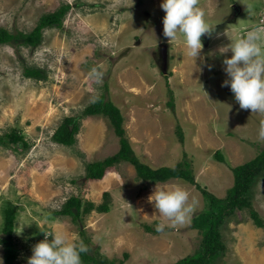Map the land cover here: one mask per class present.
Wrapping results in <instances>:
<instances>
[{
	"label": "rangeland",
	"instance_id": "1",
	"mask_svg": "<svg viewBox=\"0 0 264 264\" xmlns=\"http://www.w3.org/2000/svg\"><path fill=\"white\" fill-rule=\"evenodd\" d=\"M65 4L70 9L61 27L44 28L36 47L0 43V136L17 131L27 143L7 137L0 142V239L3 208L11 203L15 264H27L45 231L83 240L105 264H175L193 256L203 239L194 220L205 208L196 185L224 198L233 184L232 168L264 150L258 136L264 114L241 109L230 87L222 86L223 59L231 53L218 51L248 31H256L264 47V0H199L215 26L211 37H201L195 64L182 36L164 37L161 0H0V28L27 33L42 15ZM24 67L40 68L46 77H26ZM94 68L102 73L99 81L90 76ZM100 97L120 109L125 136L142 163L159 168L187 161L194 183H151L123 160L107 167L101 179L87 178V163L120 149L108 117L82 116ZM67 116H80L74 143L53 142ZM217 151L224 161L216 159ZM176 185L188 191L195 207L183 226L172 225L148 199L155 188ZM72 195L82 208L106 201L109 210L82 212L75 220L56 214ZM251 203L264 220V172L252 187ZM18 220L31 222L20 235ZM161 223L165 230L157 232ZM220 232L226 248L212 264H264V227L254 224L249 208L236 209Z\"/></svg>",
	"mask_w": 264,
	"mask_h": 264
},
{
	"label": "trees",
	"instance_id": "2",
	"mask_svg": "<svg viewBox=\"0 0 264 264\" xmlns=\"http://www.w3.org/2000/svg\"><path fill=\"white\" fill-rule=\"evenodd\" d=\"M69 9L70 5L65 4L53 12L42 15L36 26L27 33L21 31L9 32L4 28H0V43L36 47L42 41L43 29L61 27L64 16ZM23 75L37 80L46 77L44 71L36 67H24ZM97 114L109 118L115 133L119 136L120 149L116 154L104 160L87 163L85 166V176L87 178L101 179L107 167L123 160L130 162L134 166L139 178L151 183L164 182L171 178L184 179L187 182L194 183V176L189 169L187 161L179 163L175 167L163 166L159 168H151L147 164L142 163L125 136L121 111L112 101H104L103 97H100L85 107L82 112V116ZM80 116L65 117L51 136L53 142L62 145H72L75 141V135L79 130L78 120ZM6 137L12 143L27 146L23 136L17 131H12L9 135L0 136V142H3ZM215 157L218 161H224V157L219 151L216 152ZM232 172L234 178L233 184L227 190L224 198H218L204 188H200L198 184L196 185L201 189L205 198V208L197 214L194 220V225L203 232L202 245L193 256L179 260L175 264H212L226 248L220 229L228 216H231L236 209L249 208L250 217L254 224L259 227H264V220L251 208L252 187L264 172V150L252 160L233 167ZM106 197L107 194H105ZM7 204L3 208L4 225L2 230L5 235L0 239V242L4 248V264H15L18 249L12 233L16 212L11 203ZM94 209L96 211L106 212L109 210V205L106 201H103L98 206H94L92 202H89L82 208L80 198L72 195L56 214L71 216L75 220L80 213H87ZM81 261L82 264H105L104 261L94 257L88 251L81 253Z\"/></svg>",
	"mask_w": 264,
	"mask_h": 264
},
{
	"label": "clouds",
	"instance_id": "3",
	"mask_svg": "<svg viewBox=\"0 0 264 264\" xmlns=\"http://www.w3.org/2000/svg\"><path fill=\"white\" fill-rule=\"evenodd\" d=\"M198 3L199 0H161L160 4L164 11V37L174 41L178 36H182L186 55L192 58L194 64L203 48L201 37H211L215 26L207 21L205 11ZM246 11L249 16L253 14L251 4L246 5ZM258 41V33L248 31L226 46L220 47L218 51L221 55L231 53L223 59L227 79L222 82V86L230 87L241 109L264 114V47ZM208 67L211 68L210 65ZM90 76L99 81L102 73L94 68ZM258 136L264 141V121L260 124ZM148 199L158 213L171 221L172 225L187 224L195 211L194 204L189 203L188 191L180 185L155 188ZM17 224L19 231L15 233L20 235L23 228L31 222L18 220ZM165 227L162 223L157 224L155 230L163 232ZM42 233L44 238L32 247L27 264H82L81 253L88 251L83 240L69 239L59 231ZM0 264H4L2 256Z\"/></svg>",
	"mask_w": 264,
	"mask_h": 264
},
{
	"label": "water",
	"instance_id": "4",
	"mask_svg": "<svg viewBox=\"0 0 264 264\" xmlns=\"http://www.w3.org/2000/svg\"><path fill=\"white\" fill-rule=\"evenodd\" d=\"M205 36H203L204 38ZM162 58H163V69H166L167 66V53H166V46L164 45L162 47Z\"/></svg>",
	"mask_w": 264,
	"mask_h": 264
}]
</instances>
